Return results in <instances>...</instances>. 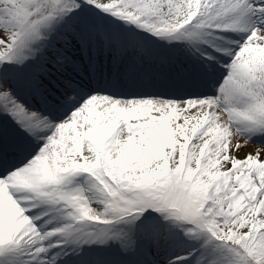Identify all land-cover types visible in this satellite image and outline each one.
<instances>
[{
	"label": "snow or ice",
	"instance_id": "6c2138e0",
	"mask_svg": "<svg viewBox=\"0 0 264 264\" xmlns=\"http://www.w3.org/2000/svg\"><path fill=\"white\" fill-rule=\"evenodd\" d=\"M0 264H264V0H0Z\"/></svg>",
	"mask_w": 264,
	"mask_h": 264
},
{
	"label": "bare ground",
	"instance_id": "6f19581e",
	"mask_svg": "<svg viewBox=\"0 0 264 264\" xmlns=\"http://www.w3.org/2000/svg\"><path fill=\"white\" fill-rule=\"evenodd\" d=\"M255 147L254 146H250L248 148H245L243 151H241L240 155L243 156L245 154V152L247 151H254Z\"/></svg>",
	"mask_w": 264,
	"mask_h": 264
},
{
	"label": "rangeland",
	"instance_id": "374dc122",
	"mask_svg": "<svg viewBox=\"0 0 264 264\" xmlns=\"http://www.w3.org/2000/svg\"><path fill=\"white\" fill-rule=\"evenodd\" d=\"M252 146L256 147L257 145H252Z\"/></svg>",
	"mask_w": 264,
	"mask_h": 264
}]
</instances>
